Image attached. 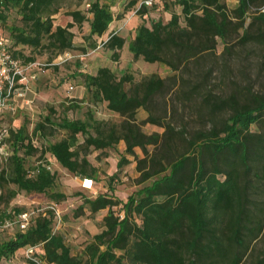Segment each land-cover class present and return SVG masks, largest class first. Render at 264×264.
<instances>
[{"label":"trees","instance_id":"obj_1","mask_svg":"<svg viewBox=\"0 0 264 264\" xmlns=\"http://www.w3.org/2000/svg\"><path fill=\"white\" fill-rule=\"evenodd\" d=\"M64 1L0 0L1 22L9 8L19 16L8 36H0L9 39L14 59L27 64L47 55L50 64L74 49L70 30L84 23L89 27L87 49L98 47L97 41L114 20L108 6L100 0H77L86 10L68 11L70 22L54 26L53 17ZM233 1L229 8L224 0H123L118 20L134 11L145 21L159 7L167 15L165 22L158 19L137 26L127 49L133 59L165 66L171 75L151 74L135 81L128 73L117 77L108 67L98 68L94 75L81 73L85 90L117 114L118 123L97 120L90 111L84 119L55 118L50 107L31 134L27 121L17 129H0L7 131L3 139L7 156L0 161V235L12 231L9 238H0V264L28 248L40 253L35 251V261L27 259V264H264V248L256 252L254 246L259 240L264 243V94L248 92L245 100L221 97L207 90L212 69L189 88L183 78L192 64L215 55L219 41L224 46L222 56L230 55L229 43L237 38L241 44L264 45L260 11L264 0ZM255 24L260 29L251 34ZM125 43L118 33H111L101 46L116 62ZM199 95L200 128L190 129L183 119L177 123L175 100L189 103ZM161 96L162 107L157 103ZM77 108L71 103L65 110ZM139 110L147 117L137 122ZM147 124L161 132H143L141 127ZM252 126L258 130L252 131ZM60 131L65 135L48 141L41 150L32 141L34 136L49 139ZM120 142L124 154L134 159L137 184H149L125 202L108 194L83 198L79 209L86 208L92 217L104 210L106 215L102 230L80 254H72L64 235L53 232V207L31 210L11 205L21 193L44 195L54 202L65 199L64 194L52 192L57 174L48 167L46 154L74 177L91 181L96 169L89 153L113 149ZM37 153L36 164H30L27 158ZM125 155L117 162L118 170L129 163ZM116 176L117 172L110 177V185ZM117 207L122 217L115 213ZM23 214H31L24 230L20 229Z\"/></svg>","mask_w":264,"mask_h":264},{"label":"rangeland","instance_id":"obj_2","mask_svg":"<svg viewBox=\"0 0 264 264\" xmlns=\"http://www.w3.org/2000/svg\"><path fill=\"white\" fill-rule=\"evenodd\" d=\"M100 2L108 6L114 20L110 24L107 34L97 41L98 47L95 50L87 49L88 43L85 41V37L89 33V27L87 23H84L80 28L75 26L70 30L74 34V49L72 51L58 56L50 64L47 63V55L37 56L36 63L43 67L38 72L37 80L29 83L31 92L26 96V99L31 101L30 105L24 106L20 102L15 115H11V113L0 114V129H17L23 121H27L28 132L31 134L35 124L42 120L50 107L56 111L55 118L84 119L85 113L90 111L97 120L118 123L120 117L108 111L105 103L97 101L85 90L82 85V78L79 76L81 73L94 75L98 68L108 67L117 77L123 73H128L134 77L135 81L151 74H156L161 78L171 75V72L165 66L148 64L140 59H133L127 49L135 28L142 22L149 26L151 20L161 19L164 22L167 20V15L161 12L160 7L158 10L152 11L145 18V21L137 17L134 11L124 14L123 18L118 20L117 16L122 13L123 0H100ZM224 3L229 8L235 5L233 0H224ZM61 7L60 12L53 17L54 26L64 27L70 22V18L65 16L66 12L74 10L84 12L87 8L84 3L80 4L77 0H66ZM176 11L179 13L180 9H176ZM5 16L6 21L4 23L0 21V36H8V28L19 24L16 9L9 8L5 11ZM249 22L248 19L246 26ZM258 28L260 29V26L255 24L250 29V33L256 34ZM111 33H118L126 41L116 62L112 61L111 52L101 46V42L106 40ZM238 39L229 43L230 48H232L230 55L225 54L222 56L224 46L219 41L215 55L203 58L197 65L192 64L186 73H183V78L189 81L187 87H191L197 78L200 79L208 70L212 69V75L208 78L207 90H211L221 97L236 95L240 97V100H245L248 92L264 94V45L252 42L241 44ZM81 48H86V52L81 51ZM24 52L29 54V50ZM168 98L169 95H166V99ZM175 102L178 109L175 115L177 123H180L183 119V121L189 122L190 129L200 128L197 116L201 107V96H196L189 103L178 100H175ZM71 103L78 105L79 108L65 110V107H68ZM157 103L162 107V96L157 99ZM146 117V112L139 110L136 120L140 122ZM141 128L147 134L161 132V129L148 124ZM251 130L257 131L258 129L256 126H252ZM64 135V132L60 131L49 139L34 136L32 141L35 143L36 140V145L41 150L48 141L58 140ZM5 145L10 153L8 143H5ZM124 149V143L120 142L113 149L91 151L89 153L88 160L95 167L96 173L87 189L83 186V179L76 178L59 167L50 155L46 154L45 159L48 167L57 174L52 192L64 194L65 199L54 202L44 195L21 193L11 202V205L22 206L31 210L53 207L58 214V217L55 214L56 220L53 225V232L64 235L65 242L70 246L72 254H80L84 245L91 240L92 236L102 230L101 220L106 215V210H104L92 217L86 208L79 209L83 203V198L93 199L99 194H108L115 200L125 202L129 196H136L140 189L149 184H137L138 174L135 170L134 159L126 156ZM135 151L138 157H142L139 149ZM124 155L129 163L118 170L116 167L117 162ZM38 156L39 153L27 158V160L34 165L38 160ZM116 172L117 176L110 185V177ZM110 187H112V190H110ZM119 208H114L115 213L122 215ZM11 235L12 231L10 230L0 235V238L7 239ZM254 246L255 251L259 252L264 248V243L259 240ZM35 251L40 253L39 250L32 248V255L35 254ZM27 259L26 252L21 251L1 264H27Z\"/></svg>","mask_w":264,"mask_h":264},{"label":"built area","instance_id":"obj_3","mask_svg":"<svg viewBox=\"0 0 264 264\" xmlns=\"http://www.w3.org/2000/svg\"><path fill=\"white\" fill-rule=\"evenodd\" d=\"M146 4L150 3L146 2ZM260 11L264 12V7ZM9 43V39L0 37V114L16 112L20 102L24 106L30 105L31 101L26 99L31 92L29 83L37 80L38 72L43 67L36 62L24 64L14 59L8 49ZM6 136L7 131L0 130V161L7 156L3 145V139ZM90 184V180L83 179L84 188L87 189ZM55 214L58 217L56 212ZM30 215L21 216L20 229H26ZM25 252L28 260L35 261L32 257V248L26 249Z\"/></svg>","mask_w":264,"mask_h":264},{"label":"crops","instance_id":"obj_4","mask_svg":"<svg viewBox=\"0 0 264 264\" xmlns=\"http://www.w3.org/2000/svg\"><path fill=\"white\" fill-rule=\"evenodd\" d=\"M63 27V26H62Z\"/></svg>","mask_w":264,"mask_h":264}]
</instances>
